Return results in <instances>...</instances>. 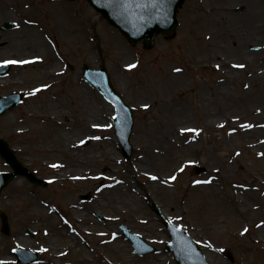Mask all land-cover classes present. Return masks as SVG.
<instances>
[{
  "label": "bare ground",
  "instance_id": "obj_1",
  "mask_svg": "<svg viewBox=\"0 0 264 264\" xmlns=\"http://www.w3.org/2000/svg\"><path fill=\"white\" fill-rule=\"evenodd\" d=\"M234 1L224 0L214 8L204 2L200 4L197 7V17H193V19L205 24L203 26L205 32L200 38L183 37L185 43L182 44V47L186 49L187 53L182 54L187 55V60L198 66L205 65L214 75L210 81L205 82L200 78H194L192 66L186 62L182 65H159L155 69H149L147 74L151 77L139 80L140 84H137L132 80L128 67L132 64L128 54L124 51L121 71L127 80V88L131 90L132 95L136 94L133 96L135 107L140 109L145 108L144 105L152 106L149 115L153 119H151L152 122H147V131L145 132L148 138L136 137V147L141 151L140 164L137 169L133 167L128 171L123 170L116 176L119 171L117 166L119 156L113 150L114 141L112 139L109 141L107 154L97 151L75 152L74 148L80 142V133L96 127L93 121L85 122L81 118L79 123H75L76 128L70 132L61 129V125L66 120L50 122L53 140L49 148L55 147L57 150H61L59 155L49 162L52 166L56 165L54 168L57 179H67L79 174L83 177L93 176L92 164L95 162L100 164L101 168L99 167V169L102 175L109 176L110 184L100 192L98 203L93 207V211L98 212V210L106 208L114 213V216L125 215L129 220L144 224L153 218L139 203V199L159 194L165 201L162 205L173 219L183 222L188 229H202L206 234H210L211 230L208 224H197L189 216V207L195 206L197 198L200 196L205 200V204L216 210L219 215L218 222H223L224 217L230 221L235 231L232 240L240 239L241 233H244L246 222L250 218H254V229L247 236L250 240L246 238L242 242L245 243V247L256 243L264 248V195L260 196V202L257 205L248 202L247 195L244 193L248 184H238L234 179L236 178L234 175L235 165L239 159L236 156H233L232 159L226 158L228 147L217 141H223L225 138L217 134L220 137L211 139V143H209L204 134L212 128L216 132L217 128L223 125L233 128L234 136H242L245 139L243 156L249 154L250 157H253L256 164L262 167L264 175V155H262L264 154V0H239L246 4L244 12L240 15L231 12L236 4L232 3ZM52 3H56V1L44 0L35 3L34 6L37 9H43L44 6ZM51 9L50 7V10H46V14L50 17L53 16L57 25V32L51 34L52 47L49 46L43 33L44 21L33 20L30 24L32 26L22 25L20 30L0 36V61H30L25 64H14L20 72L27 69L33 70L36 83L31 87L26 86L29 91L43 89L45 83L51 85V82L61 74V68L56 64L54 58L59 54L60 45L67 39L61 33L64 23L58 19L62 13L55 14ZM6 14L8 13L0 9V16ZM85 20H88L87 17ZM86 29L85 26L83 28L79 26L82 39L91 43V39L87 37ZM120 41L119 37L114 39V42ZM252 44L259 45L256 51L249 50L248 47ZM117 47L121 48L122 44L118 43ZM194 47L197 49L196 52ZM1 54H4L5 58ZM227 54L230 56L238 54V56L232 59L226 56ZM159 55L163 59L165 53L161 51ZM47 59L51 61L46 63ZM237 65L244 67H237ZM236 73L239 75L238 77H236ZM185 76L189 78V83ZM22 80V75H17L12 79L0 78V89H5L12 83H22ZM144 84L147 85L146 94L132 90V88L138 89ZM70 86L71 89L67 87L69 92L72 91L83 96L88 115L93 117L97 115L95 103H93L94 98L88 89L83 88L77 82ZM233 87L239 91L238 97L233 96ZM49 105L50 113L64 116L65 112L61 108L56 109L55 106ZM242 125H252V127H242ZM50 141L48 140V142ZM192 156L208 163V169L215 175L206 183H192L186 187L181 198L177 197L175 200L169 188L171 186L170 175L173 174L175 168H178L183 162L189 161L188 159ZM153 161L157 165L156 172ZM144 162H147L152 169H143ZM133 172H136L137 175L145 174L147 176L142 186L136 185ZM152 177H156V179H152ZM260 185L264 186V177L260 179ZM226 186L234 187L235 190L226 194L223 191ZM178 187H181V182ZM122 197L125 199L122 200ZM64 198V195H61L63 201ZM33 206L34 203H31L30 207ZM53 212V210L45 212L42 225L45 233L42 243L48 246L46 249L50 263L60 264L62 257L71 259L75 257V264H118L119 260L126 258L125 256L131 248L130 245L125 246L115 238L113 243L97 238L95 242L98 244L96 259L92 253L94 242H88L90 238L87 241L81 238L78 246L69 244L59 247L56 244V233L63 240L76 243L72 233L78 234L77 230L84 231L86 228L78 225L76 228L63 225L54 226L56 217ZM89 215L91 214L88 210L83 213L82 210L75 207L67 209V218L70 222L86 219ZM162 216L166 217L163 214ZM114 237L117 235L114 234ZM106 239H108L107 236ZM163 240L166 241V238ZM18 244L29 246L26 240H19ZM216 248L215 242L207 239L200 240V249L208 264L215 263ZM255 251L253 249V254L250 251L247 253L246 258L249 259V264H264V252L259 251L256 254ZM160 259L157 256L153 263L148 264H160ZM127 260L129 259L127 258Z\"/></svg>",
  "mask_w": 264,
  "mask_h": 264
},
{
  "label": "rangeland",
  "instance_id": "obj_2",
  "mask_svg": "<svg viewBox=\"0 0 264 264\" xmlns=\"http://www.w3.org/2000/svg\"><path fill=\"white\" fill-rule=\"evenodd\" d=\"M42 1L44 0H0V9L8 13L5 16H0V25L5 21H10L13 24L11 29L0 30V36L18 31L22 25L32 26L30 24L33 20L44 21L45 27H42L44 30L43 33L48 40L49 46L52 47L51 34L57 32V25L55 18L46 14V10H50L51 7V10L55 14L62 13L58 19L64 23V27H61V33L67 39L60 45L61 49L59 54L54 58L56 64L61 68V74L51 82V85L45 83L47 87L36 91L33 95H29L33 91H29L26 86L29 85L31 87L32 84L36 83V79L32 73L33 70L27 69L20 72L16 66L10 64L9 71L6 74L7 78L12 79L17 75H22V83H12L5 89H0V95H6L10 92H20L22 95L21 102L18 105L0 116V137L5 139L13 149H16L17 157L22 163L34 170V173L45 181L43 186H38L29 184L24 179L16 177L17 179L0 192V209L7 212L11 227L9 236L0 234V259H4L6 264H15L14 261L9 260L12 257L10 256L11 250L17 246L19 240H26L29 247L40 250L39 260L41 262L37 264H55L52 262L49 263L50 258L47 249L45 251V248L48 246L42 243L45 236L42 229L45 212L48 209L54 208L57 211L55 213L57 218L53 223L54 226L64 224L67 226L75 225L73 228L76 225L86 228L84 231L77 230L78 235L74 236L76 243L63 240L56 233V244L59 247L69 244L78 246L81 238L85 241L90 238L88 242H94L92 247L94 259H96L98 250V244L95 243L97 238H99L97 237L99 235L97 232H103L100 234L102 240L108 243H113V239L115 238L125 246L130 244L120 230L119 226L122 223L131 231L138 233L147 243L154 246L155 251L144 256H139L134 254L131 247L125 256L126 258H124L126 260H119L118 264L153 263L157 256L161 258L160 264H176L171 254L165 252L164 247L166 241L163 240V238H166L167 241L169 239V233L164 226V221H172L175 225L185 229L188 234H192V237L197 241L198 245H200L201 239H207L216 243L217 248L214 253L216 255L214 264H249V259L246 258L248 251L252 254L253 249L256 250V254L259 251H264V249H261V245L255 243V245L245 247V243L242 242L246 238L249 239L247 236L254 229V218H250L246 222L245 228L248 229L246 234H241L240 239L232 240L235 231L230 221L224 217L223 222H218L217 218L219 215L216 210L205 204V200L200 196L197 198V202H194L195 206L191 205L189 207V216L197 224H208L211 230L210 234H206L202 229H188L184 226L183 222L173 219L162 205L165 201L159 194L149 195L147 198L139 199V203L143 205L147 213L153 218L144 224L129 220L125 215H117L116 217L114 213L106 208H102L97 213H93L95 212L93 211V207L98 203L97 199L100 192L107 188L106 184H110L109 176L102 175L99 169V167L101 168L99 166L100 164L98 165L97 162L92 164L93 176L83 177L79 174L67 179H57L55 177V168L49 164L61 152L60 149L57 150L55 147L49 148L53 140L50 122L54 120L63 122L66 120L61 125V129L65 132H70L76 128L75 123H79L82 118L85 122L93 121L96 127L80 133V142L75 146V152L97 151L102 154H107L108 144L110 139H112L114 141L112 145L113 150L119 156L117 163L119 171L116 173V176L123 170L128 171V169H132L133 167L137 169L140 164L139 155L141 151L136 147V137L139 136L142 139L148 138L145 132L147 131V122H152L151 119H153L149 115L152 106L150 105L147 108L140 109L135 107L133 96L136 94L132 95L131 90L127 88V80L121 71L122 56L126 52L129 56L130 63L135 65L129 71H131L132 80L137 84H140L138 83L139 80L151 77V75L147 74L149 69H155L159 65H182L186 62H188L189 66H192L194 78H200L205 82L210 81L214 75L205 65L201 64L198 66L192 61L187 60V55L182 54L187 53L186 49L182 47V44L185 43L183 37L192 38L195 36L200 38L205 32L203 27L205 24L193 19V17H197V7L200 4L204 2L206 5L214 8L224 0H182L176 11L177 23L172 33L168 35L156 33L150 44L146 42L131 43L102 14L97 12L87 0H55L56 3L47 4L43 9H37L34 4ZM232 3H236L231 11L233 14L240 15L244 12L246 4L243 1L235 0ZM85 17L88 20L84 21ZM79 26L81 28L84 26L87 28V37L91 39V43L82 39ZM113 35L114 39L119 37L121 41L114 42V39L112 40ZM118 43L122 44L121 48L117 47ZM258 47V44H252L248 48L251 51H256ZM193 49L195 52L197 51L196 47ZM161 51L165 53L163 59L159 55ZM1 56L5 58L4 54H1ZM226 56L234 59L238 54L236 56L227 54ZM50 61V59H47L46 63ZM83 64H87L91 68H98L100 65H104L113 87L133 112L134 122L129 138L132 149L129 159L124 158L118 142L114 138L115 135L112 129L113 108H111L93 86L82 79L81 66ZM70 65L72 68H70ZM125 76L127 77L126 72ZM238 76L237 74L236 77ZM185 79L187 83L190 82L187 76H185ZM75 82L79 83L83 88L88 89L91 96H93V103H95L94 107L97 113L94 117L88 115L83 96L68 91L67 87L71 89L70 85ZM132 90L142 94H146L148 91L146 84L140 86L138 89L132 88ZM205 91L207 92V90ZM232 94L234 97H238L239 91L233 87ZM49 104L55 106L56 109L61 108L65 112L63 113L64 116H56L50 113ZM232 132L233 128L223 125L222 127H218L216 132L212 128L204 134L209 143H211V139H217L220 136L225 138L223 141H217L219 143L222 142V144L228 147L226 158L232 159L233 156H236L239 159L234 170L236 178L234 176L233 178L238 184H248V188H246L244 193L247 195L248 202L257 205L260 202V196L264 195V186L260 185V179L264 177L262 167L257 165L255 159L250 157L249 154L243 156L245 139L242 136H234ZM47 138L51 141L48 142L46 140ZM141 143L143 144V142ZM140 148H143V146H140ZM188 160L183 162L178 168H175L173 174L170 175L171 186L169 188L175 200H177V197L181 198L186 187L192 183L211 180L215 175L208 169V163H204L194 156ZM195 165L199 167L203 166L205 171L200 174H195ZM142 168L147 170L152 169L151 166H148L147 162L143 163ZM154 171H157L156 162L154 163ZM133 175L138 187L145 183L147 178L145 174L137 175L136 172H133ZM173 176L175 179H172ZM180 182L181 187H178ZM233 190H235L234 187L226 186L223 191L226 194H230ZM21 191H24L27 196L20 195L19 192ZM86 191L91 192V198L88 201H80L79 194L85 193ZM61 195H66L64 201L61 199ZM121 199L124 200L125 197ZM31 203H34L33 207H30ZM74 206L81 209L86 208L92 214L86 219L71 223L66 219V210L68 207ZM162 214L166 216L165 219ZM100 216L104 220H99L98 217ZM28 229L33 232L32 235L28 234ZM87 234L90 236H87ZM107 234H109V238L105 239ZM114 234L117 237H114ZM41 249H44V251H41ZM226 250L232 253L234 257L233 262H230L225 257L224 251ZM63 259L68 261L67 264H75L76 261L75 257L72 259L62 257L60 261L63 262Z\"/></svg>",
  "mask_w": 264,
  "mask_h": 264
},
{
  "label": "water",
  "instance_id": "obj_3",
  "mask_svg": "<svg viewBox=\"0 0 264 264\" xmlns=\"http://www.w3.org/2000/svg\"><path fill=\"white\" fill-rule=\"evenodd\" d=\"M99 11L103 12L109 20L120 28V30L128 35L132 41L135 40H149L151 41L153 33L159 27L162 33L169 32L175 25L174 13L177 5L181 0H166V15H161L158 10L152 9L149 5L148 8H144L141 5L146 2V0H89ZM7 25L4 24V28L7 29ZM84 68V77L89 82L93 83L103 94V96L116 106L117 110V120L116 131L119 135L120 142L122 143L126 155L130 152V146L128 145V137L132 125V117L129 107L125 106L120 96H118L107 79L106 72L104 68L99 71H93ZM6 105L2 107L1 110H5L13 106L18 100L19 95H11L7 98H3ZM124 127V130H123ZM0 140V150L9 153L5 148V144ZM9 174L2 176V181H0V189L6 183ZM33 181H36L33 176H29ZM0 217L2 219V232L8 233L9 228L7 225L6 216L4 213L0 212ZM174 228V227H173ZM126 232V229L124 228ZM175 231V230H174ZM182 232V231H181ZM179 229L176 233L171 234L173 236V241L169 244L170 248L173 250L174 258L181 264H185L186 257H189V264L195 263L201 264L200 253L194 247L192 241L190 245L185 241L186 235L181 233ZM178 234V235H177ZM132 239V243L135 248L136 253L144 254L152 250L148 245L141 240L138 235H128ZM181 237V238H180ZM193 248V249H192ZM19 256L24 258L27 254L26 251L18 250ZM185 257V260L183 259Z\"/></svg>",
  "mask_w": 264,
  "mask_h": 264
},
{
  "label": "snow or ice",
  "instance_id": "obj_4",
  "mask_svg": "<svg viewBox=\"0 0 264 264\" xmlns=\"http://www.w3.org/2000/svg\"><path fill=\"white\" fill-rule=\"evenodd\" d=\"M149 5L152 7V9L154 10H158V12L161 15H166V0H146V2H144L141 6L144 8H148ZM18 26V25H17ZM30 61H24V60H20V61H3V64H9V63H14V64H25V63H29ZM129 68H133L135 67V65H128ZM217 67H219V65H217ZM237 67H244L243 65H237ZM177 71H179V69H177ZM43 87H47V85H44ZM40 89H35L33 90V92H30L29 95H33L36 91H39ZM145 108L148 107V105H144ZM242 127H252V125H242ZM234 131V130H233ZM81 143H83V141H81ZM264 155V154H262ZM56 165H53V167H55ZM152 179H156V177H152ZM172 179H175V177L173 176ZM207 181H196V183H206ZM171 223V221H170ZM248 229L245 228L244 232H247ZM243 234V233H242ZM41 251H44V249H41ZM0 264H3V262H0Z\"/></svg>",
  "mask_w": 264,
  "mask_h": 264
}]
</instances>
